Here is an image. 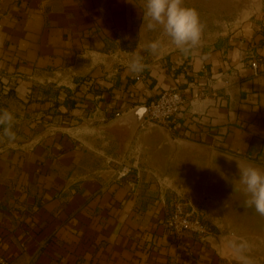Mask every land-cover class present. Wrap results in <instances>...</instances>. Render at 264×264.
<instances>
[{
  "label": "crops",
  "instance_id": "crops-1",
  "mask_svg": "<svg viewBox=\"0 0 264 264\" xmlns=\"http://www.w3.org/2000/svg\"><path fill=\"white\" fill-rule=\"evenodd\" d=\"M144 5L0 0V97L13 82L41 115L54 104L37 122L24 113L18 144L0 138V251L16 264H237L232 236L264 264V216L245 203L238 166L214 153L264 165V29L220 39L200 15L211 42L185 53L147 28ZM136 54L145 67L133 73ZM171 87L188 100L176 123L133 133L141 113L129 112ZM177 195L204 207L207 240L170 231Z\"/></svg>",
  "mask_w": 264,
  "mask_h": 264
},
{
  "label": "clouds",
  "instance_id": "clouds-1",
  "mask_svg": "<svg viewBox=\"0 0 264 264\" xmlns=\"http://www.w3.org/2000/svg\"><path fill=\"white\" fill-rule=\"evenodd\" d=\"M143 22L149 30L160 28L164 35L170 38L171 43L182 52L188 53L199 46L202 38L203 26L199 14L194 8L184 5L183 0H145ZM161 48L159 40L148 44L145 51L157 53ZM143 57L134 55L128 67L133 73L144 70ZM14 116L8 110H0V127L3 136L9 141L15 140L12 131ZM239 168V183L243 186V192L247 199L245 203L253 207L255 211L264 216V170L247 165ZM224 237H221L223 240ZM228 247L237 264H255L248 255L250 246L247 241L232 236L228 240Z\"/></svg>",
  "mask_w": 264,
  "mask_h": 264
},
{
  "label": "rangeland",
  "instance_id": "rangeland-1",
  "mask_svg": "<svg viewBox=\"0 0 264 264\" xmlns=\"http://www.w3.org/2000/svg\"><path fill=\"white\" fill-rule=\"evenodd\" d=\"M195 1L183 0V3L187 7L194 8L198 12L199 17L202 15L204 21L212 18L215 28L213 31L218 33L220 39L238 32L242 34L244 27L247 30L249 29L250 33H259L264 29V0H197L196 4L194 3ZM211 1L213 2L212 8L207 6V3ZM143 28L145 30L146 26L144 25ZM155 30L162 31L160 28ZM210 42V39L202 40L199 46ZM4 85L7 86L6 90L8 92L4 93L5 97H0V110L6 109L13 114L12 131L15 133V140L9 141L7 137L3 136L2 127H0V138L7 141L8 144H18L24 138L23 135L25 133L23 131L24 120H22L25 116L24 113L28 115L27 121L37 122L42 118V115H47V112L51 115L52 110H54V104L48 111L43 109L44 114L41 115L42 109H39L38 105L33 103V101H36L35 99H28L26 102L23 99L18 101L15 92L16 85L13 82L5 83ZM51 92L54 93V87H52ZM45 124L47 126L54 125V119H48Z\"/></svg>",
  "mask_w": 264,
  "mask_h": 264
},
{
  "label": "built area",
  "instance_id": "built-area-1",
  "mask_svg": "<svg viewBox=\"0 0 264 264\" xmlns=\"http://www.w3.org/2000/svg\"><path fill=\"white\" fill-rule=\"evenodd\" d=\"M258 63V58H252L250 60V66L255 75L259 73ZM203 94L204 90L195 92L193 99L190 100L191 104L194 106V103L200 100ZM187 102V97L182 90L174 87L165 89L155 100L147 105L145 120L170 126L176 123ZM166 224L170 231L177 236L190 234L201 240H207L211 234L204 207L182 195H177L172 198ZM0 264L16 263L12 258L0 251Z\"/></svg>",
  "mask_w": 264,
  "mask_h": 264
},
{
  "label": "water",
  "instance_id": "water-1",
  "mask_svg": "<svg viewBox=\"0 0 264 264\" xmlns=\"http://www.w3.org/2000/svg\"><path fill=\"white\" fill-rule=\"evenodd\" d=\"M137 113H141V115L138 116L137 118H133L134 119V123L132 125V132L133 133L144 123V121L146 119V114H147V105L134 107L129 112V116L133 117V115L137 114ZM149 123L157 124L154 122H149ZM214 153L218 157H220L221 159L227 160L233 165H237V166H238V164H240L241 166L254 165V166L260 168L261 170H264V165L257 163V162H254V161H250V160L245 159L243 157H240V156H237V155H234L231 153L222 152V151H215Z\"/></svg>",
  "mask_w": 264,
  "mask_h": 264
}]
</instances>
